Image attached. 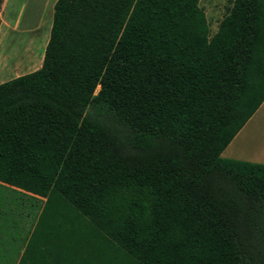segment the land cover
Returning <instances> with one entry per match:
<instances>
[{
  "label": "trees",
  "instance_id": "obj_1",
  "mask_svg": "<svg viewBox=\"0 0 264 264\" xmlns=\"http://www.w3.org/2000/svg\"><path fill=\"white\" fill-rule=\"evenodd\" d=\"M55 0L0 82V182L107 264H264V163L221 150L264 100V0ZM23 256L18 264H22Z\"/></svg>",
  "mask_w": 264,
  "mask_h": 264
},
{
  "label": "rangeland",
  "instance_id": "obj_2",
  "mask_svg": "<svg viewBox=\"0 0 264 264\" xmlns=\"http://www.w3.org/2000/svg\"><path fill=\"white\" fill-rule=\"evenodd\" d=\"M54 1L51 0V3ZM49 2L50 0H9L10 10L8 17L6 20L0 18V28H2L3 32L0 34V39H4L0 49V61L7 64L4 68L3 80L34 70L40 66L44 47L48 39L47 33L41 29L34 30L30 42L28 41L29 44L24 45V39H28L30 34L22 33V41L20 37L17 38L16 27L19 18V8L22 4L24 6L22 24L33 23L42 13L46 17L47 13L50 12V27L53 3L49 4ZM231 4L232 0H199L198 6L205 14L211 33L215 31L218 21L227 12ZM12 7H15V9ZM5 23H7L6 26ZM16 41L17 43L14 45ZM252 129L249 132V139L253 136L264 138V116ZM38 205V200L30 193L0 182V233L5 238L1 240L3 243L0 244V247H2L3 252L8 247L9 249H14V243H9L8 236L11 231L13 232L11 226L14 224L24 226L25 222L30 221L31 215H35ZM261 223L264 224V219H262ZM262 255L264 256V251ZM1 264H10V261L5 256Z\"/></svg>",
  "mask_w": 264,
  "mask_h": 264
},
{
  "label": "crops",
  "instance_id": "obj_3",
  "mask_svg": "<svg viewBox=\"0 0 264 264\" xmlns=\"http://www.w3.org/2000/svg\"><path fill=\"white\" fill-rule=\"evenodd\" d=\"M8 2L9 0H1L0 2V18L3 20H6L9 14L10 3ZM54 2L52 3L54 4ZM52 3L50 0L49 4ZM22 5L19 8V18L16 27L17 38H21L22 33L30 34L28 39H24V45H27L30 42V38L33 35L34 30L41 29L45 31L47 35H49L48 30L50 29V12L47 13L46 17L42 13L40 16H38V19L35 20V22H30L29 24L27 23L24 25L22 24V15L24 9V6ZM12 8L15 9V7ZM6 25L7 23H5V26ZM2 33V28H0V34ZM3 40L0 39V49ZM16 43L17 41L14 43V45ZM6 65L7 64L0 61V82L4 81L2 77ZM263 116L264 100L257 107L254 113L247 119L243 126L237 131L228 144L221 150L220 156L223 158L246 162L264 163V138L260 136H253L249 139V132L253 130L252 128L255 127L259 120H262ZM33 227L34 215H31L30 221L25 222L24 226L16 224L11 226V230H13V232L11 231L8 236L9 243H14V249H9L8 247L5 248L6 251L3 252L2 247H0V264L5 256L7 260L10 261V264H18L21 255L23 256L22 264H107L106 262H100L106 261L108 258L107 256L82 250L80 246L82 240L80 237L74 235H40L34 239L30 249H28L26 253L22 254L25 249L28 236L33 231ZM2 239L5 238L0 233V244L3 243V241H1Z\"/></svg>",
  "mask_w": 264,
  "mask_h": 264
},
{
  "label": "water",
  "instance_id": "obj_4",
  "mask_svg": "<svg viewBox=\"0 0 264 264\" xmlns=\"http://www.w3.org/2000/svg\"><path fill=\"white\" fill-rule=\"evenodd\" d=\"M0 2H1V0H0Z\"/></svg>",
  "mask_w": 264,
  "mask_h": 264
}]
</instances>
